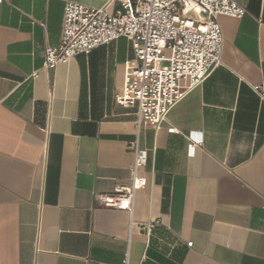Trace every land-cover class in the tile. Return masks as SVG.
<instances>
[{
  "label": "crops",
  "instance_id": "obj_1",
  "mask_svg": "<svg viewBox=\"0 0 264 264\" xmlns=\"http://www.w3.org/2000/svg\"><path fill=\"white\" fill-rule=\"evenodd\" d=\"M70 1L110 2L0 4V264H264V0L220 17L222 65L139 133L117 103L126 38L44 69ZM136 140L148 161L133 214L104 208L99 195L130 183Z\"/></svg>",
  "mask_w": 264,
  "mask_h": 264
},
{
  "label": "built area",
  "instance_id": "obj_2",
  "mask_svg": "<svg viewBox=\"0 0 264 264\" xmlns=\"http://www.w3.org/2000/svg\"><path fill=\"white\" fill-rule=\"evenodd\" d=\"M112 4H118L115 11L109 9ZM246 14V7L236 0H110L100 8L70 1L64 9L61 42L47 49L44 69L54 70L126 38L133 59L126 63L117 103L136 108L139 133L144 126L163 124L185 94L222 65L220 17L239 19ZM256 92L264 103V89ZM178 132L175 127L169 129V133ZM130 148L135 154L130 183L116 185L97 200L104 208L133 214L136 194L146 186L140 170L147 164L148 150L138 140Z\"/></svg>",
  "mask_w": 264,
  "mask_h": 264
}]
</instances>
